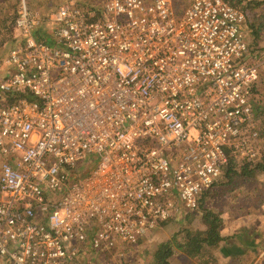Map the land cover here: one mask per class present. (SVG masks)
<instances>
[{
  "label": "built area",
  "instance_id": "1",
  "mask_svg": "<svg viewBox=\"0 0 264 264\" xmlns=\"http://www.w3.org/2000/svg\"><path fill=\"white\" fill-rule=\"evenodd\" d=\"M22 0L0 92V264H74L198 206L255 163L262 61L226 0ZM253 99V100H252ZM82 171H81V170ZM80 170V171H79Z\"/></svg>",
  "mask_w": 264,
  "mask_h": 264
},
{
  "label": "trees",
  "instance_id": "2",
  "mask_svg": "<svg viewBox=\"0 0 264 264\" xmlns=\"http://www.w3.org/2000/svg\"><path fill=\"white\" fill-rule=\"evenodd\" d=\"M228 3L237 7L244 11L247 16V25L251 28L252 34V42L253 50L252 56L253 59L257 61L258 58L264 57V53L261 55L258 48V43L260 39L264 38V13L259 14L257 17L254 18L252 22L248 15H252V10L256 7L264 6V0H226ZM20 0H15V3L11 4L10 6H14L15 8L20 5ZM17 3V4H16ZM76 6L86 7L89 4L87 3H75ZM13 8V7H12ZM5 13L6 18L9 22L14 20L15 14L14 11L9 12L6 10ZM5 18V19H6ZM253 19V16H252ZM11 20V21H10ZM11 32V25L5 24L0 26V34L6 35L7 33L10 34ZM41 39H44L42 35H38ZM262 70H264V63L262 64ZM258 83V81H257ZM257 83L254 86L253 93L256 91ZM253 94V99H254ZM252 99V100H253ZM254 108L256 110L257 116L260 118L261 122L264 123V113L261 116L262 112L259 110L257 105ZM264 110V107H262ZM262 127V126H261ZM264 130V129H263ZM240 164V163H239ZM261 174L264 176V139L262 145V152L260 158L254 163H243L238 165L234 163L231 159L229 160L227 166L224 168L219 180H216L213 185L205 191L199 198L198 206L191 210H186L184 213L185 219H188L189 222L186 224L184 228L179 227V231L174 232L170 238L164 240L151 243V246H145L143 248L144 256H145V263L146 264H169V260L171 257L183 252L189 258H198L200 261L198 264H209L208 262H212V254L209 248L216 246L221 240L224 239V236L221 235V225H222V218L220 217V211L217 209H211L205 203V199L207 196H211V201L215 197V194L218 196H223V189L221 193H215L213 190L215 185H227V183L232 179H238V181H242V185L245 186L246 182H252L255 180L254 176ZM245 184V185H244ZM235 191L234 194H237L238 190L242 191L243 187H234ZM233 190V189H232ZM210 203V200L209 202ZM180 214H182L180 212ZM177 215L176 219L179 218ZM172 220V219H170ZM167 222V221H166ZM166 222L161 223L164 224ZM158 229V228H157ZM150 233H147L145 236L139 238L135 243H123L125 249L134 251V247L137 249L140 246H143L145 238L149 236ZM98 252H106V251H96L92 250L87 253H98ZM81 258V257H80ZM127 264V263H126ZM234 264H239L238 262H234Z\"/></svg>",
  "mask_w": 264,
  "mask_h": 264
},
{
  "label": "crops",
  "instance_id": "3",
  "mask_svg": "<svg viewBox=\"0 0 264 264\" xmlns=\"http://www.w3.org/2000/svg\"><path fill=\"white\" fill-rule=\"evenodd\" d=\"M7 1L12 0H0V6H4ZM10 5L8 8H11ZM29 6L31 7L32 5ZM2 9L3 8L0 7V12ZM5 13H7V11H5ZM14 14L16 17L15 12ZM5 18L6 15L3 14V17L0 18V26L10 23L11 32L10 34L7 33L5 36L0 34V79L7 73V69L9 71V67L5 63V58L9 49L18 42L19 38H21L18 29L15 27L14 20L12 19V21L10 20L11 22H9L8 19ZM41 26L42 25L36 28V33L37 35H42L45 39L48 37L47 35L49 33H41ZM261 61L264 63V58H261ZM11 100L12 99L7 98L0 92V103H6ZM225 186H229L230 188L226 195L227 199L232 198L234 201L227 202V204L231 203L229 207L217 209L221 212V235L224 236V239L216 246L209 248L211 250L213 261L208 263L234 264V262H238L239 264H264V191L261 190L259 193L248 192V190L252 192L255 191L253 184L245 185L246 190L242 188V191L238 190L237 194L233 193V191H235L234 185L217 184L213 190L215 193L216 191L217 193H221V190L223 189L224 193ZM248 187L251 188L249 189ZM216 197L217 194H215V199ZM209 199L211 202V196H207L205 200ZM185 226L186 225L183 224L180 216L178 219L175 218L169 220L159 226L158 229L152 231L151 237H149L151 233L148 236L149 238L147 237L148 241L151 242L153 239L152 237L155 234H157V237L154 236L153 240H156V242L164 241L170 238L174 232L181 230L179 227L184 228ZM165 232H168V234H164ZM148 241L145 240V242ZM195 260L200 261L198 258L191 259L183 252H180L170 258L169 264H198L194 262Z\"/></svg>",
  "mask_w": 264,
  "mask_h": 264
},
{
  "label": "rangeland",
  "instance_id": "4",
  "mask_svg": "<svg viewBox=\"0 0 264 264\" xmlns=\"http://www.w3.org/2000/svg\"><path fill=\"white\" fill-rule=\"evenodd\" d=\"M173 3V6L176 9H182L184 5H186V3L189 0H171ZM15 0L12 1H7L5 2L4 6H0L2 7V11L0 12V18L3 17V14H5L6 9L9 10V12L13 11L16 13L17 11V7H11L8 8V6L11 3H14ZM25 2L29 5H32V8L38 9L41 13V15L43 16V18L45 19L43 21V23L41 24V33H51V27L52 25L50 24V22L48 21V17L58 8L59 5L63 4V3H68L70 5H75V3H87L89 4L88 7H91L93 9H98L101 4L103 3V0H25ZM264 13V6L261 7H256L252 10V15H248L251 19V21H254V18L257 17L259 14H263ZM253 16V19H252ZM250 28V27H249ZM248 37L250 42H253L252 40V34H251V28H250V32H248ZM254 44V42H253ZM254 46V45H253ZM257 50L259 51V53H261V55L264 53V38L260 39V42L258 43V48ZM261 58L264 57H260L257 59V61H261ZM263 64V62H262ZM254 100L255 102V106L257 105V107L259 108V110L262 112L261 116H263L264 110L262 107H264V70H262L261 72V76L260 79L257 83V88L256 91L254 92ZM254 105V104H253ZM261 126L264 129V123L261 122ZM264 131V130H263ZM81 170V169H80ZM79 170V171H80ZM82 171V170H81ZM255 180H253L252 182H246L245 184H253V187L255 189V191H249L251 193H259L261 190L264 191V176H262L261 174H258L256 176H254ZM244 184V185H245ZM261 184V185H260ZM227 185H234V187H240L242 186L244 190H246V187L242 185V181H238V179L232 178ZM262 186V187H261ZM249 189L251 187H248ZM258 189V190H257ZM225 192L224 194H222L223 196H218L213 198V200L209 202V200H205V203L207 204V206H209L211 209H218V208H223V207H229L230 204H227V202H231L233 199L232 198H228L227 199V193L229 192L230 188L229 186H225ZM234 201V200H233ZM185 211H181L182 214H180V218L181 221H183V224L186 225L189 220L183 218L185 213ZM156 232V231H155ZM154 232V233H155ZM164 234H168V232H165ZM152 233L150 234L149 237H151ZM155 237H157V234L154 235ZM154 236L152 237L154 239ZM148 237V238H149ZM148 238H145L144 240L148 241ZM152 239V240H153ZM151 242L155 243L156 240H153ZM145 243L143 246H140L139 248H135L134 247V251L132 250H126L124 244H117L116 247L106 250V252H98V253H90V254H85L83 255L81 258H79L74 264H146L145 263V256H144V252H143V248L145 246H151V243L148 242H143ZM195 263H198L199 260H195Z\"/></svg>",
  "mask_w": 264,
  "mask_h": 264
}]
</instances>
